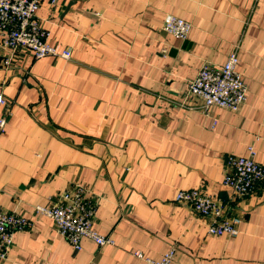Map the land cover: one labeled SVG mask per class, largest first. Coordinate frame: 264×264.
<instances>
[{"label": "crops", "instance_id": "crops-1", "mask_svg": "<svg viewBox=\"0 0 264 264\" xmlns=\"http://www.w3.org/2000/svg\"><path fill=\"white\" fill-rule=\"evenodd\" d=\"M36 14L59 55L23 51L0 67L13 102L0 208L32 222L0 264H148L137 250L157 260L172 245L171 264H264V179L234 198L222 184L225 154L254 144L264 165V0H41ZM167 14L191 22L187 39L163 29ZM235 50L247 100L207 115L189 82ZM75 184L98 199L94 229L113 244L84 237L76 250L36 212ZM183 189L229 202L240 233L209 234L208 218L176 202Z\"/></svg>", "mask_w": 264, "mask_h": 264}, {"label": "built area", "instance_id": "built-area-1", "mask_svg": "<svg viewBox=\"0 0 264 264\" xmlns=\"http://www.w3.org/2000/svg\"><path fill=\"white\" fill-rule=\"evenodd\" d=\"M57 0H52L55 4ZM41 0H0V67L11 68L15 59L23 51L32 52L35 58L59 55L55 46L49 42L50 31L44 27L37 16ZM192 28L190 21L173 14H167L163 29L182 40L187 39ZM70 50L62 56L69 58ZM239 57L233 51L224 64L204 62L188 85L190 94L201 99L197 106L209 115L214 106L239 111L245 104L249 86L238 70ZM2 114L0 117V137L4 134L9 118L12 116L13 102L0 93ZM218 119L214 118L213 127ZM264 125V121H263ZM257 150L254 144L248 147L246 155L225 154L223 156L222 184L231 190L234 197H242L255 191L264 179V165L256 161ZM87 188L75 184L73 190H65L58 200L49 206L37 205V213L53 219L58 232L74 246L82 248V239L89 237L98 246L113 244V239L94 229L98 199L88 195ZM176 202L191 209L194 213L208 218V233L214 236L236 237L240 233L243 217L230 213L229 202L201 189L179 190ZM32 225L30 219L15 212L0 208V260L8 258L14 244L16 231ZM176 252L172 245L160 259L145 257L137 250L135 255L148 264H171Z\"/></svg>", "mask_w": 264, "mask_h": 264}]
</instances>
